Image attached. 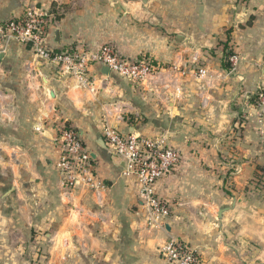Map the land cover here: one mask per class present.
<instances>
[{"label":"crops","instance_id":"obj_1","mask_svg":"<svg viewBox=\"0 0 264 264\" xmlns=\"http://www.w3.org/2000/svg\"><path fill=\"white\" fill-rule=\"evenodd\" d=\"M27 7L51 16L54 51L109 44L159 71L136 83L93 65L81 86L29 45L2 44L0 264H162L169 237L200 264H264V106L253 103L264 90V0H0V25ZM226 53L238 58L229 70ZM59 123L82 138L103 189L62 186ZM105 126L180 152L155 185L170 205L164 231L147 227L139 185L108 149Z\"/></svg>","mask_w":264,"mask_h":264},{"label":"built area","instance_id":"obj_2","mask_svg":"<svg viewBox=\"0 0 264 264\" xmlns=\"http://www.w3.org/2000/svg\"><path fill=\"white\" fill-rule=\"evenodd\" d=\"M50 18L48 13L38 8L27 7L19 18L2 23L0 52L2 44L8 40L29 45L38 57L59 66L63 74L75 77L81 86L88 82V69L93 65L106 66L111 74L136 83L147 80L159 71L158 65L150 59L125 58L109 44L103 45L97 53L82 48L54 51L47 44ZM237 60L235 55L228 58L231 68L236 66ZM204 74L203 70L198 72L200 77ZM259 103L264 105V94L259 95ZM57 125L55 141L60 147L58 167L62 186L67 190L92 192L103 189L82 138L70 126L64 123ZM102 132L110 152L123 163L126 172L134 176L139 185L138 201L146 209L147 227L164 231L170 205L155 193V185L168 178L180 165V152L160 138L122 134L110 126H105ZM158 253L162 264H200L196 252L176 237H169L158 248Z\"/></svg>","mask_w":264,"mask_h":264},{"label":"rangeland","instance_id":"obj_3","mask_svg":"<svg viewBox=\"0 0 264 264\" xmlns=\"http://www.w3.org/2000/svg\"><path fill=\"white\" fill-rule=\"evenodd\" d=\"M260 63L262 64V66L260 67V68H258V71L261 73L262 72V74H264V55H262V57L260 58ZM179 68V67H178ZM181 69H179L180 71H178L179 73H181L182 74V76H184V77H186V76H188L189 75V73H191V74H193V77L195 78V74H197V76H198V72L200 71L199 69H188L187 67L185 68V69H183L182 67H180ZM227 72H229V71H227ZM263 91L264 90H260L258 93H256V95L257 96H259L260 94H262L263 93ZM251 99V98H250ZM262 106H264V105H262ZM9 151V150H8ZM2 167H0V173H1V171H2V169H1Z\"/></svg>","mask_w":264,"mask_h":264},{"label":"trees","instance_id":"obj_4","mask_svg":"<svg viewBox=\"0 0 264 264\" xmlns=\"http://www.w3.org/2000/svg\"><path fill=\"white\" fill-rule=\"evenodd\" d=\"M224 47H226V46H224ZM227 58H229V56H230V53H226V55H225ZM224 67L226 68V69H231V65L229 64V62L226 60V62L224 63ZM262 94H264V91H263V93ZM254 101H253V103L254 104H258L259 103V96H256V97H254V99H253ZM129 122H132V120H133V118L132 117H130L129 119ZM256 172H263L264 173V167H262V166H259V167H257V169H256ZM256 182L257 183H259L260 181H261V177L260 176H258V175H256Z\"/></svg>","mask_w":264,"mask_h":264},{"label":"water","instance_id":"obj_5","mask_svg":"<svg viewBox=\"0 0 264 264\" xmlns=\"http://www.w3.org/2000/svg\"><path fill=\"white\" fill-rule=\"evenodd\" d=\"M2 56L0 55V58H1ZM102 68H103V74L105 75V76H108L109 75V69L106 67V66H102Z\"/></svg>","mask_w":264,"mask_h":264}]
</instances>
